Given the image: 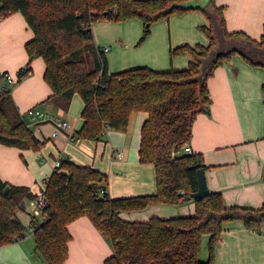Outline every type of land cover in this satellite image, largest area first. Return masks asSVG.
<instances>
[{
	"label": "trees",
	"instance_id": "16d2710c",
	"mask_svg": "<svg viewBox=\"0 0 264 264\" xmlns=\"http://www.w3.org/2000/svg\"><path fill=\"white\" fill-rule=\"evenodd\" d=\"M181 1L0 0V18L21 12L33 32L25 44L27 65L30 68L36 57L44 60V79L51 88L46 101L67 110L72 97L80 95L83 124L74 136L98 141L108 129L126 131L133 112H147L141 126L139 160L153 164L157 186L152 194L111 197L106 173L60 158V164L44 180L43 218L32 216L25 225L16 212L23 198L37 194L28 185L9 184L0 177V245L23 239L32 230L35 250L46 264H62L68 257L69 224L87 215L111 243L113 253L105 264H213L215 243L225 222L242 219L247 228L259 230L264 202L259 207L228 205L217 190L191 199L193 214L152 216L143 221L120 216L155 203L179 204L197 191V169L207 165L202 154L186 152L183 147L189 145L196 115L210 110L207 78L237 52L230 47L231 41H248L259 49L263 45L264 32L256 40L243 30H228L224 6L209 0L199 9L209 21L199 26L208 42L170 48L171 59L190 55L186 67L159 70L142 65L109 73L106 53L94 40L93 24L102 19L138 17L143 21L141 43L154 22L193 10L165 12L170 4ZM5 72L0 71V84ZM46 142L24 121L11 86L5 88L0 94V144L38 150ZM203 234H209L205 260L200 257Z\"/></svg>",
	"mask_w": 264,
	"mask_h": 264
},
{
	"label": "crops",
	"instance_id": "0c3cea01",
	"mask_svg": "<svg viewBox=\"0 0 264 264\" xmlns=\"http://www.w3.org/2000/svg\"><path fill=\"white\" fill-rule=\"evenodd\" d=\"M214 2L224 6L228 30H243L260 40L264 32V0ZM158 21L151 36L142 43L138 40L141 34L138 22H126L121 29H113L114 24L109 23L98 27L93 24L95 42L101 47H110L105 52L109 73L142 65L159 70L184 68L190 55L184 53L171 59L170 48L184 43L208 42L199 26L209 21L199 9L173 13ZM32 36L33 32L21 12L0 18V71H7L14 78L20 76V69L29 60L25 44ZM244 43L253 50V54L233 53L207 78L212 103L209 112L198 113L193 120L189 146L192 152L203 156L209 190L221 191L228 205L259 207L264 202V64L261 57L264 55V41L260 49L248 41L230 42L237 46ZM30 68L31 74L22 76L19 84L11 88L23 119L28 109L46 105L43 110L58 116L68 125L53 136L56 131L53 122L34 124L28 116L30 120L27 123L34 134L47 142L38 150L0 144V177L3 180L9 184L28 185L36 195L43 189L38 180L48 178L56 160L66 157L106 173V189L111 197L156 192L155 168L151 163H142L138 152L141 126L147 112H133L127 130L115 132L109 129L107 140L102 138L95 142L76 137L74 132L83 124L81 112L84 103L80 95L72 97L67 110L46 101L51 88L44 79V60L33 59ZM34 199H29L30 209L23 208L22 200L16 212L25 225L30 223L32 216H36L32 206ZM22 211L27 214L25 221L21 217ZM194 211V200H188L179 204L155 203L141 210L121 212L120 216L126 220L143 221L152 216L167 218L193 214ZM69 231L68 257L62 264H105L113 253L109 239L89 216L73 220ZM32 232L29 230L23 239L0 245V264H46L35 250ZM208 241L209 234H203L200 253L203 260L208 257ZM213 264H264V221L259 230L247 228L242 219L225 222L221 237L215 243Z\"/></svg>",
	"mask_w": 264,
	"mask_h": 264
},
{
	"label": "built area",
	"instance_id": "2783aa9c",
	"mask_svg": "<svg viewBox=\"0 0 264 264\" xmlns=\"http://www.w3.org/2000/svg\"><path fill=\"white\" fill-rule=\"evenodd\" d=\"M110 49L109 46H104L103 50L105 52H107ZM31 74V69L29 68L28 65L23 66L20 69V75H28ZM16 83L15 78L12 76V74L5 72L3 74V80L2 83L0 84V94L2 93V91L7 88L10 87L12 85H14ZM27 114L28 116L36 123H42V122H46V121H50L53 122L55 124V129L56 131H54L53 136H57L58 132L60 131V129H65L67 128L68 123L64 120H61L58 116L41 110L37 107H33L27 110ZM184 151L186 152H191V147L189 145H185L184 147ZM60 164V159L56 160L55 163V167L58 166ZM103 191H101V193H103ZM45 194L43 192V190H41L37 196L35 197L34 201H33V207H34V215H36L37 217H39L40 219L43 218L44 214H43V208L45 205Z\"/></svg>",
	"mask_w": 264,
	"mask_h": 264
},
{
	"label": "rangeland",
	"instance_id": "374dc122",
	"mask_svg": "<svg viewBox=\"0 0 264 264\" xmlns=\"http://www.w3.org/2000/svg\"><path fill=\"white\" fill-rule=\"evenodd\" d=\"M137 20V21H136ZM126 22H128V23H132L133 24V22H138V23H136V24H138V27L139 28H141V34H139V36H138V40L140 41L141 40V38H142V35H143V21L140 19V18H138V17H134V18H129V19H125V20H109V19H102V20H99V21H97V22H95L94 23V26H102V25H104V24H107V23H109V24H114L113 25V29H121V25L122 24H125ZM158 22H160V21H156V22H154L153 24H152V26H151V31H150V33H149V35L145 38V39H143L142 41H141V43L142 42H144L148 37H150L151 36V33H152V30H153V28L156 26V24H158ZM135 24V23H134ZM99 43H101L102 44V42H99ZM37 59H41V57H36ZM16 83H15V85H12L11 86V88H13V87H15L17 84H19V80H21L22 79V77H20L19 75H16ZM78 96V95H77ZM78 98V97H77ZM37 108H39V109H41V110H43V109H46V105L44 106V105H38L37 106ZM45 111V110H44ZM22 113V112H21ZM78 113V115H77V117H79V115H80V111L79 112H77ZM23 117V116H22ZM30 119L28 118V115L27 114H24V121L26 122V124L28 125V121H29ZM34 124H37V123H35V122H33ZM29 126V125H28ZM109 130V129H108ZM108 130H106L105 131V133H104V136L102 137L104 140H107L108 138H109V135H108V133H107V131ZM110 131V130H109ZM112 131H115V132H124V131H117V130H113L112 129ZM129 134V133H128ZM132 136H133V133L132 134H130V136H129V142H130V144H131V142L133 141L132 140ZM96 142V141H95ZM38 184H39V186L40 187H42L43 189L45 188V182H44V178H41V179H39L38 180ZM31 200V198H25L24 200H23V208H28V209H30L31 208V204H30V200ZM34 201V200H33ZM33 201H32V206H33ZM151 206V205H150ZM149 207V206H148ZM21 217H23L22 218V220L23 221H25L26 219H27V214L26 213H24V211H22L21 212ZM208 243H209V241H208Z\"/></svg>",
	"mask_w": 264,
	"mask_h": 264
},
{
	"label": "water",
	"instance_id": "95a60500",
	"mask_svg": "<svg viewBox=\"0 0 264 264\" xmlns=\"http://www.w3.org/2000/svg\"><path fill=\"white\" fill-rule=\"evenodd\" d=\"M208 3H209V0H184V1H181V2H173L172 4H170L166 8L165 12H170L174 8H179V9H203L204 7L207 6ZM243 46H245V43H244ZM230 47L232 49H234V50L242 51L240 46L232 45ZM242 53L244 54L245 51H242ZM258 54L261 55L260 51H258ZM261 57L263 59V64H264V55L262 54ZM197 182H198L197 191L192 192L191 194L185 196L184 199H183L184 201H188V200H191V199L204 197V196H206L209 193L210 190L208 188L207 178H206V173H205V169L204 168H198L197 169ZM8 187L9 186H7V188Z\"/></svg>",
	"mask_w": 264,
	"mask_h": 264
},
{
	"label": "flooded vegetation",
	"instance_id": "af4514ba",
	"mask_svg": "<svg viewBox=\"0 0 264 264\" xmlns=\"http://www.w3.org/2000/svg\"><path fill=\"white\" fill-rule=\"evenodd\" d=\"M244 44H239L242 51H245L247 54H253V50L251 48H248L246 46H243Z\"/></svg>",
	"mask_w": 264,
	"mask_h": 264
}]
</instances>
